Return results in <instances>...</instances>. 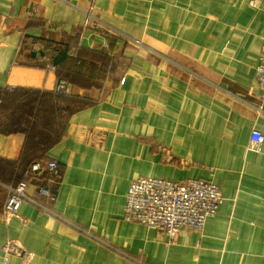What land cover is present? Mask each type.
I'll use <instances>...</instances> for the list:
<instances>
[{
    "label": "crops",
    "instance_id": "crops-1",
    "mask_svg": "<svg viewBox=\"0 0 264 264\" xmlns=\"http://www.w3.org/2000/svg\"><path fill=\"white\" fill-rule=\"evenodd\" d=\"M263 34L264 0H0V88L37 91L61 120L0 127V263L19 239L33 258L16 264H264V143L248 149L264 134ZM51 160L56 201L37 180L28 193L53 212L26 201L6 221L7 186ZM141 176L205 180L225 200L170 242L123 217Z\"/></svg>",
    "mask_w": 264,
    "mask_h": 264
},
{
    "label": "built area",
    "instance_id": "built-area-1",
    "mask_svg": "<svg viewBox=\"0 0 264 264\" xmlns=\"http://www.w3.org/2000/svg\"><path fill=\"white\" fill-rule=\"evenodd\" d=\"M55 70L54 66L50 67ZM257 82L264 100V34L260 63L257 66ZM11 88L9 90H14ZM57 94H68L70 84L58 79L54 88ZM264 143V134L253 129L248 149L260 152ZM61 168L54 160L46 164L34 162L25 170L28 180L8 185V195L3 214L6 221L20 217L21 205L28 201L53 212L52 209L31 197L28 189L32 181H39L37 192L51 202L56 201V194L49 182L58 179ZM225 200L218 184L201 179H188L182 182L158 177H138L134 179L127 192L123 217L127 221L138 222L157 229L165 234L170 242L183 230H202L210 217L217 215L220 205ZM3 256L0 264H16L12 256L26 260L33 258V252L27 249L19 239H9L1 248Z\"/></svg>",
    "mask_w": 264,
    "mask_h": 264
},
{
    "label": "trees",
    "instance_id": "trees-1",
    "mask_svg": "<svg viewBox=\"0 0 264 264\" xmlns=\"http://www.w3.org/2000/svg\"><path fill=\"white\" fill-rule=\"evenodd\" d=\"M7 94L8 97L5 99V103H7L8 109L10 108L11 110H15L18 113V117H19L16 120L13 119V123H12L13 126H16L22 119H24L21 116L24 117L29 116L28 118L33 117L35 119H38V117L40 118V114L42 113L45 115H51L42 110V104L44 103L43 105H45L46 101L44 102V98L41 96V94H38L37 91L14 89V90H10V92H7ZM19 112H22V114H20ZM37 114L38 116H36ZM42 118L44 120H47L50 118V116H42ZM23 121L22 122L26 126L25 128L19 127L20 130H25L28 134H33L36 132V129L38 127L34 125V121L31 120L28 121L23 120Z\"/></svg>",
    "mask_w": 264,
    "mask_h": 264
},
{
    "label": "rangeland",
    "instance_id": "rangeland-1",
    "mask_svg": "<svg viewBox=\"0 0 264 264\" xmlns=\"http://www.w3.org/2000/svg\"><path fill=\"white\" fill-rule=\"evenodd\" d=\"M7 92H10V91H8L7 89H2V88H0V127L2 128V129H11V130H16V129H19V127L20 128H25V126L26 125H24V121L23 120H31V121H34V125H36L37 127H41L45 122L47 123L48 121H50L49 122V124H48V126H52V124L54 123V121H56V123H57V125H58V127H59V124H60V118H56V119H53V116H52V114L51 115H45V114H40V118L38 117V119H35V118H33V117H31V118H28L29 116H26V117H24V116H21L22 118H24V119H22L16 126H13V119H18L19 117H18V113L15 111V110H11L10 108L8 109V105H7V103H5V99L8 97V94H7ZM47 100H50L49 99V97L47 96ZM5 103V105H4V103ZM47 106V103L45 102V106H44V108ZM20 114H22V112H19ZM27 115V114H26ZM36 116H38V114L36 115ZM42 116H50V118L49 119H47V120H44L43 118H42ZM23 121V122H22ZM36 121V122H35ZM28 125H29V123H28Z\"/></svg>",
    "mask_w": 264,
    "mask_h": 264
}]
</instances>
